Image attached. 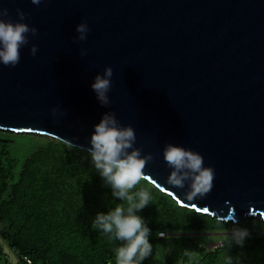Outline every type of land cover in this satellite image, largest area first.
<instances>
[{
	"label": "water",
	"instance_id": "obj_1",
	"mask_svg": "<svg viewBox=\"0 0 264 264\" xmlns=\"http://www.w3.org/2000/svg\"><path fill=\"white\" fill-rule=\"evenodd\" d=\"M0 7L6 20L37 29L15 68L0 64V131L87 152L93 126L113 112L134 129L142 155L154 157L144 180L179 207L224 223L264 220V0H0ZM82 22L90 31L78 41ZM106 67L111 103L102 107L91 85ZM169 143L215 170L205 198L187 200V186L167 183Z\"/></svg>",
	"mask_w": 264,
	"mask_h": 264
},
{
	"label": "trees",
	"instance_id": "obj_2",
	"mask_svg": "<svg viewBox=\"0 0 264 264\" xmlns=\"http://www.w3.org/2000/svg\"><path fill=\"white\" fill-rule=\"evenodd\" d=\"M141 188L152 197L137 213L151 229L152 252L139 264H227L228 255L233 264H264V237L250 235L241 247L230 236L235 227L264 230L263 222H220L179 207L144 179L132 191ZM120 203L87 152L0 131V242L19 264H116L123 242L93 230L92 222ZM213 233L228 236L208 249L200 236Z\"/></svg>",
	"mask_w": 264,
	"mask_h": 264
},
{
	"label": "clouds",
	"instance_id": "obj_3",
	"mask_svg": "<svg viewBox=\"0 0 264 264\" xmlns=\"http://www.w3.org/2000/svg\"><path fill=\"white\" fill-rule=\"evenodd\" d=\"M42 2L43 0H31L37 6ZM8 16V10L0 7V64L15 68L20 62V49L29 44V36L37 35V29L22 22L13 23L10 18L6 20ZM17 16L20 21L26 19L25 13L19 9ZM89 31L86 22L78 24L76 39L85 41ZM37 51L35 45L30 49L32 56ZM86 54L84 51L80 53L82 57ZM112 77L113 69L106 67L103 75H96L91 85L102 107L111 103L108 93L112 88ZM51 112L54 117L64 115L58 108H52ZM93 128L90 147L87 149L88 156L105 185L111 188L112 196L123 203L117 204L107 214L98 213L92 222V228L108 235L110 239L123 242L116 250V264H139L150 256L152 245L149 242L151 229L137 213L149 205L152 197L148 188L132 190L145 179L144 169L154 157L152 154L142 155V149L135 147L134 129L122 126L113 112L104 113ZM163 160L171 169L167 183L178 189L187 186V200L203 199L210 194L214 187L215 170L204 166L201 154L169 143L163 149ZM230 236L236 245L242 247L250 237V232L246 228L235 227L231 229ZM227 264H233V257L228 255Z\"/></svg>",
	"mask_w": 264,
	"mask_h": 264
},
{
	"label": "rangeland",
	"instance_id": "obj_4",
	"mask_svg": "<svg viewBox=\"0 0 264 264\" xmlns=\"http://www.w3.org/2000/svg\"><path fill=\"white\" fill-rule=\"evenodd\" d=\"M35 140L40 141L39 139H35ZM214 218L217 219L216 216ZM248 220L260 221L264 223V221H262L260 218L247 219L246 221ZM250 235H257V236L259 235L264 237V230L250 232ZM227 236H228L227 233H213V234L201 235L200 237H202L203 239L205 238L204 240L206 241V243L204 244L208 247V249H214L217 246H221V244L223 243V238ZM0 251H2V254H0V264H19V261L14 256V254L9 250L7 246L2 244L1 242H0Z\"/></svg>",
	"mask_w": 264,
	"mask_h": 264
},
{
	"label": "built area",
	"instance_id": "obj_5",
	"mask_svg": "<svg viewBox=\"0 0 264 264\" xmlns=\"http://www.w3.org/2000/svg\"><path fill=\"white\" fill-rule=\"evenodd\" d=\"M158 237H161V235L159 234Z\"/></svg>",
	"mask_w": 264,
	"mask_h": 264
},
{
	"label": "bare ground",
	"instance_id": "obj_6",
	"mask_svg": "<svg viewBox=\"0 0 264 264\" xmlns=\"http://www.w3.org/2000/svg\"><path fill=\"white\" fill-rule=\"evenodd\" d=\"M262 221H264V220H262ZM232 222V221H231Z\"/></svg>",
	"mask_w": 264,
	"mask_h": 264
}]
</instances>
